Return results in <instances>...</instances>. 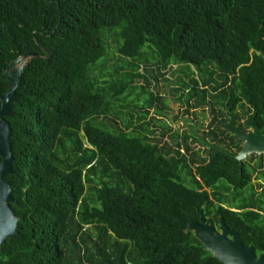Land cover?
Returning <instances> with one entry per match:
<instances>
[{"label":"trees","instance_id":"obj_1","mask_svg":"<svg viewBox=\"0 0 264 264\" xmlns=\"http://www.w3.org/2000/svg\"><path fill=\"white\" fill-rule=\"evenodd\" d=\"M112 31L130 61L95 76ZM28 54L41 59L24 67L6 118L18 222L0 264H220L185 231L199 212L211 225L207 192L186 160L160 161L126 133L128 98L137 78L150 85L141 64L153 79L179 66L180 85H220L264 120V0H0V95L3 70ZM226 173L221 161L196 170L208 188Z\"/></svg>","mask_w":264,"mask_h":264},{"label":"flooded vegetation","instance_id":"obj_2","mask_svg":"<svg viewBox=\"0 0 264 264\" xmlns=\"http://www.w3.org/2000/svg\"><path fill=\"white\" fill-rule=\"evenodd\" d=\"M172 67L160 70L164 75H156L150 85L141 79L132 83V95L128 98L131 123L126 133L145 138L160 161L174 164L186 160L201 186L198 191H206L211 200V225L206 222L218 231L219 218L222 217L218 215L215 221L212 215L216 206L224 209L227 213L225 220L222 219L225 226L239 236L243 246L252 249L259 257L264 250V150L252 152L239 163L229 155L215 153V149L209 148L205 142L228 153L239 154L245 141L238 143L237 137L226 126L231 124L239 134L248 135L253 134L252 125H255L264 146V120L243 100L220 97L223 89L220 85H180L177 81L179 75L169 69ZM144 77L149 80L150 74L146 72ZM194 87L205 92L201 96L194 92L190 95ZM248 116L252 120L249 121ZM182 119H187V125L194 128L202 139L189 135ZM139 126L145 131L142 132ZM218 161L228 166V173L217 182L212 181L208 188L196 170L209 165L213 167ZM217 197L223 199V203Z\"/></svg>","mask_w":264,"mask_h":264},{"label":"water","instance_id":"obj_3","mask_svg":"<svg viewBox=\"0 0 264 264\" xmlns=\"http://www.w3.org/2000/svg\"><path fill=\"white\" fill-rule=\"evenodd\" d=\"M31 58L41 59V56L34 54L19 56L9 62L3 70V75L11 85L3 95H0V246L6 239H12L16 236L18 222L9 206L14 202L12 189L9 183L4 180L5 176L11 174L13 163L10 141L12 130L6 118L12 116L16 90L21 85L23 69L28 65ZM248 120H252V117L248 116ZM181 122L187 128L189 135L202 139L197 135L194 128L187 125V119H182ZM252 127L254 129L253 134L241 135L238 130H234L231 124L226 126V129H229L237 137L238 143L245 141L239 154H231L212 146L208 142H203L209 148L213 147L215 153L221 152L229 155L241 163L252 152L264 150L257 127L255 125H252ZM199 215V221L189 223L185 231L191 232L194 238L200 242L203 250L208 252L220 264H264V250L262 255L256 257L252 249L243 246L239 241V236L225 226L222 218H219L220 225L218 231H216L206 222L201 212H199Z\"/></svg>","mask_w":264,"mask_h":264},{"label":"rangeland","instance_id":"obj_4","mask_svg":"<svg viewBox=\"0 0 264 264\" xmlns=\"http://www.w3.org/2000/svg\"><path fill=\"white\" fill-rule=\"evenodd\" d=\"M114 33L115 32H108V33H106L105 34V44H106V55H105V57L103 58V60H100L99 62H98V64H96L97 66H96V68H94V70H93V74L96 76V75H98V73H99V68H101V66H103L102 64H104L105 66H107V68H108V66H112V65H115V66H112L111 67V69H113V67L115 68V67H120V66H122L126 61H130V60H124L123 58H121L117 53H116V51H115V47H116V44H115V42H116V37H115V35H114ZM178 67L179 66H173L172 68H169L170 70H177L178 69ZM155 69V67L153 66V65H151V64H147V65H144V64H141L140 66H139V72H141L144 76H146V70L147 71H153ZM160 74H161V76H163L164 74L161 72V71H158ZM158 72H156V73H158ZM140 73V74H141ZM141 74V75H142ZM153 75H155L154 73H153ZM121 77H122V75H119L118 77H117V79H118V83H120L121 82ZM172 78V77H171ZM137 80H139V78H137ZM173 80V79H172ZM149 81H151L150 83H152V81H153V79L150 77L149 78Z\"/></svg>","mask_w":264,"mask_h":264}]
</instances>
